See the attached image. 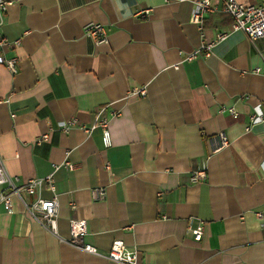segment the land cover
Wrapping results in <instances>:
<instances>
[{
	"label": "crops",
	"instance_id": "obj_1",
	"mask_svg": "<svg viewBox=\"0 0 264 264\" xmlns=\"http://www.w3.org/2000/svg\"><path fill=\"white\" fill-rule=\"evenodd\" d=\"M2 1L0 38L18 44L3 53L16 74L0 65V159L17 186L51 175L52 192L43 184L21 196H56L58 217L53 234L17 198L11 213L0 206V264H114L61 241L79 219L101 254L119 240L141 264H264V123L247 130L254 108L264 111V77L253 72L264 39L232 32L209 58L178 64L231 17L206 14L201 39L189 22L194 0ZM88 23L105 28L106 44L85 35ZM140 88L144 96H129ZM100 109L109 148L99 130L80 129ZM69 119L77 126L55 130ZM220 132L228 145L211 154ZM198 170L205 178L191 183ZM97 188L105 198L95 201Z\"/></svg>",
	"mask_w": 264,
	"mask_h": 264
},
{
	"label": "built area",
	"instance_id": "obj_2",
	"mask_svg": "<svg viewBox=\"0 0 264 264\" xmlns=\"http://www.w3.org/2000/svg\"><path fill=\"white\" fill-rule=\"evenodd\" d=\"M9 3H4L0 0V12H3ZM218 8L225 15H228L232 19L231 25L226 31L218 32L215 38L208 42H203L199 47L189 53L179 52L180 61L178 64H189L199 58H209L212 55L213 48L224 41L228 35L232 32H242L249 40L264 39V0H260L258 3L242 4L236 0H194L192 3V10L189 17V22L195 25L199 31L201 39L204 38V31L202 28L204 18L206 14L214 13ZM148 11H143L144 15H147ZM141 14V13H140ZM84 33L89 37L94 45L106 44L108 37L105 28L101 24L88 23L84 26ZM18 42H11L7 39L0 38V65L4 66L11 74H16L17 61L15 58L6 59L3 56L5 50L17 45ZM261 65L256 66L253 69L255 74H260L264 77V54L261 56ZM174 65L173 68H177ZM144 88L134 89L129 93V96H144ZM227 112L236 119L238 114L229 107ZM103 109H100L94 119V122L90 126H80V129L86 135H91L95 130L100 131L101 143L104 148L111 146V136L108 128V120L101 114ZM113 116H118L117 113H113ZM264 123V111L257 105L254 108V113L251 116L249 126L247 130H250L257 124ZM77 126L75 119H69L61 121L57 124L55 130L67 131L70 128ZM48 141V133L42 134L35 141L36 145H41ZM228 139L222 132L216 134L211 139V154L218 153L228 145ZM69 168L71 166L67 165ZM205 178V172L198 170L189 176L191 183H198ZM46 185L50 192L53 191V181L51 175L46 176L44 179H31L17 186L14 184L6 173L3 162L0 159V206L7 213L12 212L11 198H17L23 205L24 210L28 215L41 227L50 233H55L54 225L58 217V200L57 197L52 195L49 199H37L35 202L28 204L22 199L21 193H25L27 196L33 195L35 190L40 185ZM93 200H102L105 198V189L97 188L92 192ZM74 206H72L73 208ZM257 217L261 219V215L257 214ZM87 222L83 219L69 220L68 221V237L61 240L68 246L88 253L93 256L103 257L107 261L114 264H141L138 260L137 252L125 247L122 241H113L106 254H101L95 247L86 243L84 237L86 235ZM189 231L193 235L194 240L198 241L201 238L203 231V223L198 222L196 227L190 228Z\"/></svg>",
	"mask_w": 264,
	"mask_h": 264
}]
</instances>
